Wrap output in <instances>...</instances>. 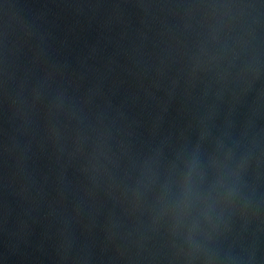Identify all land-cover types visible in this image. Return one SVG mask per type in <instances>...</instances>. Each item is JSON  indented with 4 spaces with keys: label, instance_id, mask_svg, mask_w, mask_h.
Wrapping results in <instances>:
<instances>
[{
    "label": "water",
    "instance_id": "obj_1",
    "mask_svg": "<svg viewBox=\"0 0 264 264\" xmlns=\"http://www.w3.org/2000/svg\"><path fill=\"white\" fill-rule=\"evenodd\" d=\"M0 264H264V0H0Z\"/></svg>",
    "mask_w": 264,
    "mask_h": 264
}]
</instances>
